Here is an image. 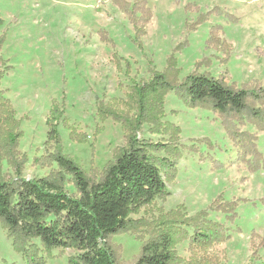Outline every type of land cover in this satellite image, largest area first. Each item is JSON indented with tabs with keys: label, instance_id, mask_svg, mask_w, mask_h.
Listing matches in <instances>:
<instances>
[{
	"label": "rangeland",
	"instance_id": "374dc122",
	"mask_svg": "<svg viewBox=\"0 0 264 264\" xmlns=\"http://www.w3.org/2000/svg\"><path fill=\"white\" fill-rule=\"evenodd\" d=\"M145 1L151 18L137 41L122 6L132 11L137 0H0V92L22 134L17 163L7 159L8 140L0 147V180L55 176L64 178L68 193H76L72 177L53 161L47 120L55 106L64 154L98 178L127 144L123 123L111 114L134 119V89L155 73L173 69L178 82L199 73L223 77L237 88H264V0ZM214 30L229 48L209 44ZM160 100L161 114L153 113L159 120L143 123L137 136L167 147L155 156L173 163L176 177L166 180L167 196L130 217L134 232L112 238L121 262L132 263L153 236L172 225L184 230L178 222L205 212L227 229L228 239L206 249L181 240L174 247L177 264H264V167L249 170L253 157L243 156L219 114L190 108L175 92ZM2 120L0 136L6 139L8 120ZM235 126L255 137L264 159V132ZM227 203L235 205V217L216 207ZM34 244L46 264H69L78 255L61 249L48 255ZM0 264H26L1 224Z\"/></svg>",
	"mask_w": 264,
	"mask_h": 264
},
{
	"label": "trees",
	"instance_id": "16d2710c",
	"mask_svg": "<svg viewBox=\"0 0 264 264\" xmlns=\"http://www.w3.org/2000/svg\"><path fill=\"white\" fill-rule=\"evenodd\" d=\"M134 5L131 11V5L124 2L122 8L135 27L137 41H140L151 12L145 0H137ZM4 41L3 36L0 44ZM213 42L228 47L225 42L219 41L217 30L212 33L209 44ZM175 74L173 76V69L163 74L155 73L148 83L134 89L138 113L134 119L111 114L123 123L128 135L127 144L115 151L113 160L98 178H91L64 154L57 129L61 113L58 106L53 108L47 120L48 137L55 144L53 161L61 171L72 177L76 193H68L64 178L55 176L34 180L20 177L0 180V224L26 264H46L34 241H38L44 249L42 251L48 255L56 249L77 251L78 255L70 258L69 264H177L174 247L181 240H190L192 247L206 249L228 239L227 229L208 220L207 213L201 212L178 222L183 224L184 230L178 231L174 228L176 225H172L143 243L139 256L132 263L121 262L120 250H115L111 244L115 236L134 232L135 223L130 217L167 196L166 180L176 177L175 165L161 162L155 156L167 147L153 145L137 136L143 123L153 124L159 120L154 119L153 113L161 114L160 99L167 92H175L190 108L207 109L219 114L229 137L242 148L243 156L253 157L247 162L249 170L255 173L264 167L255 137L238 131L235 126V123L250 124L264 132V88H237L227 84L223 77L199 73L178 82L177 71ZM12 109L3 92H0V120H8V134L6 139L0 136V147L8 140L12 150L8 152L7 159L10 163L14 160L17 163L15 153L22 134ZM52 115L55 117L53 121ZM216 207L232 215L228 217H235L234 204Z\"/></svg>",
	"mask_w": 264,
	"mask_h": 264
}]
</instances>
